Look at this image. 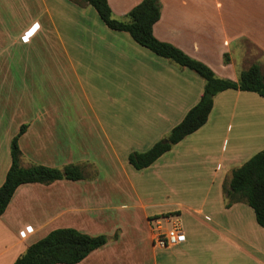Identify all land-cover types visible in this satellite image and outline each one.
<instances>
[{
  "label": "crops",
  "instance_id": "0c3cea01",
  "mask_svg": "<svg viewBox=\"0 0 264 264\" xmlns=\"http://www.w3.org/2000/svg\"><path fill=\"white\" fill-rule=\"evenodd\" d=\"M107 1L113 16L124 20L141 0ZM160 1L153 25L158 39L204 62L220 78L237 81L252 63L264 73V0ZM112 2L119 12H113ZM87 14L93 18L90 5L71 0H0V185L11 162L10 142L22 124L23 167L75 163L85 175L16 188L0 215V264H12L31 243L60 227L108 237L76 264H264V227L246 203L227 206L223 193L231 171L264 148V98L238 89L219 92L206 123L147 167L166 162L173 182L202 176L197 164L206 169L208 184L196 192L200 201L176 197L175 206L161 209L158 199L172 191L162 177L156 187L136 180L134 175L142 174L129 163L133 169L94 164L127 160L131 151L161 139L198 102L204 79L139 45L127 32L108 28L97 12L104 26L94 20L87 26ZM73 16L83 18L78 29L70 26ZM34 24L33 34L47 42L41 65L48 89L41 85L38 92L20 42ZM24 82L30 83L29 107ZM103 95L120 105L103 104ZM167 212L173 214L159 216ZM162 217L169 220L161 221V230L180 222L183 242L155 243V219Z\"/></svg>",
  "mask_w": 264,
  "mask_h": 264
},
{
  "label": "trees",
  "instance_id": "16d2710c",
  "mask_svg": "<svg viewBox=\"0 0 264 264\" xmlns=\"http://www.w3.org/2000/svg\"><path fill=\"white\" fill-rule=\"evenodd\" d=\"M71 1L78 5L92 6L108 28L127 32L139 45L179 66L189 68L204 79L203 91L198 102L165 137L144 151H131L128 154V163L134 169L147 168L174 144L203 126L212 110L214 96L219 92L238 89L255 92L264 98V73L258 63H252L247 69L242 70L237 81L220 78L204 62L189 56L174 44L158 39L153 33V25L161 14L159 0L139 1L127 12L124 20L112 16L107 0ZM25 128L26 124H22L10 142L11 162L0 185V215L21 184L34 182L48 184L60 179L80 180L85 177L83 166L75 163H68L62 167L42 164L23 167L20 163L18 138ZM223 193L227 206L236 202L246 203L253 209L258 225L264 227V148L231 171L229 182L223 185ZM170 214L173 213L167 212L159 216ZM107 241L108 237L104 234L90 235L73 227L55 228L31 243L12 264H76Z\"/></svg>",
  "mask_w": 264,
  "mask_h": 264
},
{
  "label": "rangeland",
  "instance_id": "374dc122",
  "mask_svg": "<svg viewBox=\"0 0 264 264\" xmlns=\"http://www.w3.org/2000/svg\"><path fill=\"white\" fill-rule=\"evenodd\" d=\"M160 3H161V1H160ZM111 5H112L113 12H119L120 11V9H118V7L113 2ZM90 9L93 13L92 14L93 18L91 17V15L87 14L85 24L87 26L93 25V20H94V21H96L97 25H103L104 26V24L101 23L100 20H97L98 19L97 16H94V14L97 15L94 8H92L90 6ZM112 16H113V14H112ZM114 18H116V17H114ZM71 20H72V22H71L70 26L72 28L75 27L78 29L79 22H81L83 24V18H79L78 16H73L71 18ZM35 28H36V26L34 24V25H31L27 30H25L23 32V34L20 36V42L23 43V47L21 49V52H22V58L24 60V65L26 66L28 72L30 71V69L33 70V78H34L35 84H36V92H38L41 85H43L45 87V89H48L47 72H45V73L43 72V70H45L46 67L41 65L42 59L46 58L45 54H46L47 42H46V40L41 39L40 34H38V35L33 34L36 30ZM71 34L73 37H78V30H72ZM168 61L170 63H172V61H170L169 59H168ZM56 80L59 81L58 78H56ZM94 81L96 83H99L97 79L95 80V78H94ZM89 82H92V79H90ZM76 83H77L76 79L72 78L71 79L72 86L76 85ZM29 89H30V83L24 82L23 83V96L25 95L24 96L25 97L24 103H26V101H27L26 98L28 96H26V95L29 94V93H27ZM74 91L75 90H73L72 92H74ZM86 91H88L89 93L91 92V88H89V85L86 87ZM101 102L105 105H111V104L120 105L119 103L111 101V99L106 97V95H103V99L101 100ZM81 105H83L84 107H88L89 103H87L85 101H81ZM28 107H29V102H28ZM168 132L164 133L165 135L163 137H165L168 134ZM194 144L199 148L202 145V142H201V140L196 139ZM150 146L149 145H148V147L145 146L144 150L148 149ZM98 164L102 167L101 169H107V170L120 169V168H122V166H125L126 168L130 167L127 160L123 159L122 157L119 161H116V162L108 161V160L98 161L97 165L94 164L96 169H98V167H97ZM164 164L165 165L159 166V163L157 162V164L143 170L142 172H139L138 170L133 169L131 167L130 168L133 169V171L135 173H141L142 174V176H140L138 174L134 175L135 179L138 181H141L144 183L151 181V184L153 186L158 187L159 186L158 177L160 176L165 180L166 183H168V185L165 188H169V187L172 188V191L171 192L169 191V194H168L169 197H167V198L160 197L158 199V202L162 203V205H160L161 209H169V208H172L173 206H175L173 202H174L176 197L177 198L179 197L180 198L179 200H181L182 202L200 201L199 197H201V194H197L196 192L198 191L199 188H203L205 185H207L208 181H209V179L205 178V176H204L206 169L204 171V169L201 168L202 164L196 165L199 167L200 172H202V176H200L199 178L185 177L181 181L177 180L176 182H173L172 177L169 176V171H168L169 167H168L167 163L165 162ZM177 171H179V169ZM156 196L158 197V195H156ZM176 200L178 201V199H176Z\"/></svg>",
  "mask_w": 264,
  "mask_h": 264
},
{
  "label": "built area",
  "instance_id": "2783aa9c",
  "mask_svg": "<svg viewBox=\"0 0 264 264\" xmlns=\"http://www.w3.org/2000/svg\"><path fill=\"white\" fill-rule=\"evenodd\" d=\"M169 220V217H162L155 219L158 232L155 236V243L161 247L172 246L181 243L185 240V234L182 230L180 222L172 221L170 227L161 230V221ZM161 230V231H160Z\"/></svg>",
  "mask_w": 264,
  "mask_h": 264
}]
</instances>
